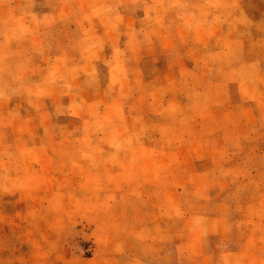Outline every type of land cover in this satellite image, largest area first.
Returning a JSON list of instances; mask_svg holds the SVG:
<instances>
[{
  "label": "rangeland",
  "instance_id": "rangeland-1",
  "mask_svg": "<svg viewBox=\"0 0 264 264\" xmlns=\"http://www.w3.org/2000/svg\"><path fill=\"white\" fill-rule=\"evenodd\" d=\"M0 264H264V0H0Z\"/></svg>",
  "mask_w": 264,
  "mask_h": 264
}]
</instances>
